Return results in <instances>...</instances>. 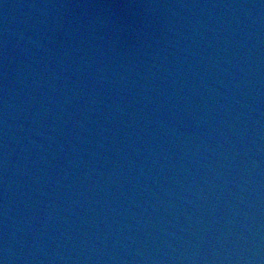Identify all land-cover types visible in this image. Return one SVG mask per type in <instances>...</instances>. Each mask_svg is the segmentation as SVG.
Instances as JSON below:
<instances>
[{"label": "water", "instance_id": "obj_1", "mask_svg": "<svg viewBox=\"0 0 264 264\" xmlns=\"http://www.w3.org/2000/svg\"><path fill=\"white\" fill-rule=\"evenodd\" d=\"M14 264H264V0H199Z\"/></svg>", "mask_w": 264, "mask_h": 264}]
</instances>
